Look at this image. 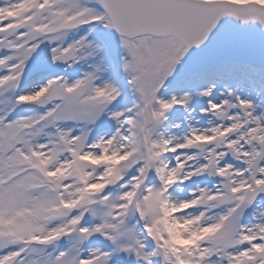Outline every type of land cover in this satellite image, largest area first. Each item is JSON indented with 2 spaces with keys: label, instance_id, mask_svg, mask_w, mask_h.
I'll return each instance as SVG.
<instances>
[{
  "label": "snow or ice",
  "instance_id": "snow-or-ice-1",
  "mask_svg": "<svg viewBox=\"0 0 264 264\" xmlns=\"http://www.w3.org/2000/svg\"><path fill=\"white\" fill-rule=\"evenodd\" d=\"M0 264H264V0H0Z\"/></svg>",
  "mask_w": 264,
  "mask_h": 264
},
{
  "label": "water",
  "instance_id": "water-1",
  "mask_svg": "<svg viewBox=\"0 0 264 264\" xmlns=\"http://www.w3.org/2000/svg\"><path fill=\"white\" fill-rule=\"evenodd\" d=\"M223 37H222V35H220V34H218L217 36H214L213 37V41H212V45H214L215 46V44L219 41V40H221Z\"/></svg>",
  "mask_w": 264,
  "mask_h": 264
},
{
  "label": "rangeland",
  "instance_id": "rangeland-1",
  "mask_svg": "<svg viewBox=\"0 0 264 264\" xmlns=\"http://www.w3.org/2000/svg\"><path fill=\"white\" fill-rule=\"evenodd\" d=\"M254 98H255V95H254Z\"/></svg>",
  "mask_w": 264,
  "mask_h": 264
}]
</instances>
